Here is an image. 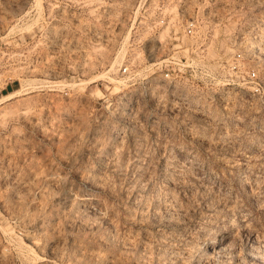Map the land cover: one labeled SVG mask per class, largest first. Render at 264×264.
Segmentation results:
<instances>
[{
	"label": "rangeland",
	"instance_id": "1",
	"mask_svg": "<svg viewBox=\"0 0 264 264\" xmlns=\"http://www.w3.org/2000/svg\"><path fill=\"white\" fill-rule=\"evenodd\" d=\"M9 95L0 264H264V0H0Z\"/></svg>",
	"mask_w": 264,
	"mask_h": 264
},
{
	"label": "built area",
	"instance_id": "2",
	"mask_svg": "<svg viewBox=\"0 0 264 264\" xmlns=\"http://www.w3.org/2000/svg\"><path fill=\"white\" fill-rule=\"evenodd\" d=\"M163 21V19H162ZM161 21V22H162ZM126 69H122V72H125ZM177 75L176 74H172V72H169V71H165L163 73V78H165V80H169L170 81H173V80H177ZM248 77H253L254 76V73L253 72H250L249 75H247Z\"/></svg>",
	"mask_w": 264,
	"mask_h": 264
},
{
	"label": "bare ground",
	"instance_id": "3",
	"mask_svg": "<svg viewBox=\"0 0 264 264\" xmlns=\"http://www.w3.org/2000/svg\"><path fill=\"white\" fill-rule=\"evenodd\" d=\"M123 53H124V51L121 50V52H119L117 56L120 58V56H121ZM121 58H122V57H121ZM13 94H14V93H13ZM16 94H17V93H16ZM10 97H11V95L2 98V99L0 100V103H2V102L5 101V100H8V98H10Z\"/></svg>",
	"mask_w": 264,
	"mask_h": 264
}]
</instances>
